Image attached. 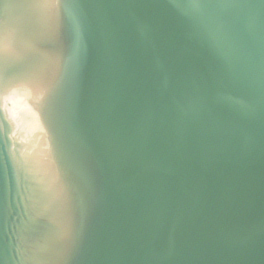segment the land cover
<instances>
[{
  "label": "water",
  "instance_id": "1",
  "mask_svg": "<svg viewBox=\"0 0 264 264\" xmlns=\"http://www.w3.org/2000/svg\"><path fill=\"white\" fill-rule=\"evenodd\" d=\"M0 264H264V0H0Z\"/></svg>",
  "mask_w": 264,
  "mask_h": 264
}]
</instances>
